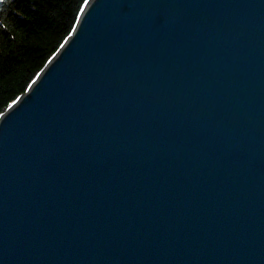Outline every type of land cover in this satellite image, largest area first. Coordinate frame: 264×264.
I'll return each mask as SVG.
<instances>
[{"label":"water","instance_id":"1","mask_svg":"<svg viewBox=\"0 0 264 264\" xmlns=\"http://www.w3.org/2000/svg\"><path fill=\"white\" fill-rule=\"evenodd\" d=\"M0 264H264V0H86L0 115Z\"/></svg>","mask_w":264,"mask_h":264},{"label":"trees","instance_id":"2","mask_svg":"<svg viewBox=\"0 0 264 264\" xmlns=\"http://www.w3.org/2000/svg\"><path fill=\"white\" fill-rule=\"evenodd\" d=\"M86 0H0V115L72 32Z\"/></svg>","mask_w":264,"mask_h":264}]
</instances>
